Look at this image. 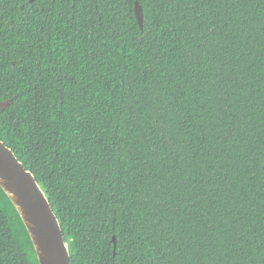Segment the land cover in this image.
Returning a JSON list of instances; mask_svg holds the SVG:
<instances>
[{"label":"trees","instance_id":"16d2710c","mask_svg":"<svg viewBox=\"0 0 264 264\" xmlns=\"http://www.w3.org/2000/svg\"><path fill=\"white\" fill-rule=\"evenodd\" d=\"M9 100L70 264H264V0H0ZM0 264H37L1 190Z\"/></svg>","mask_w":264,"mask_h":264},{"label":"water","instance_id":"95a60500","mask_svg":"<svg viewBox=\"0 0 264 264\" xmlns=\"http://www.w3.org/2000/svg\"><path fill=\"white\" fill-rule=\"evenodd\" d=\"M134 15L142 28V11L136 2ZM11 101L0 102L5 109ZM0 190L20 218L37 264H70L59 222L34 176L0 140ZM113 243L115 240L113 238Z\"/></svg>","mask_w":264,"mask_h":264},{"label":"rangeland","instance_id":"374dc122","mask_svg":"<svg viewBox=\"0 0 264 264\" xmlns=\"http://www.w3.org/2000/svg\"><path fill=\"white\" fill-rule=\"evenodd\" d=\"M20 240L22 241V243H25V238L21 237Z\"/></svg>","mask_w":264,"mask_h":264}]
</instances>
